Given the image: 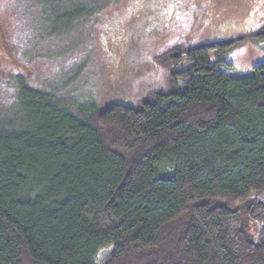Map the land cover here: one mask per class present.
I'll use <instances>...</instances> for the list:
<instances>
[{"label": "trees", "instance_id": "1", "mask_svg": "<svg viewBox=\"0 0 264 264\" xmlns=\"http://www.w3.org/2000/svg\"><path fill=\"white\" fill-rule=\"evenodd\" d=\"M231 42L172 45L169 89L137 104L17 74L0 108V264H97L105 248L100 264H264V60L229 74L209 55Z\"/></svg>", "mask_w": 264, "mask_h": 264}, {"label": "rangeland", "instance_id": "2", "mask_svg": "<svg viewBox=\"0 0 264 264\" xmlns=\"http://www.w3.org/2000/svg\"><path fill=\"white\" fill-rule=\"evenodd\" d=\"M75 1L0 0V108L13 102L17 74L100 106L137 104L169 89L160 55L174 44L232 41L209 57L231 63L224 69L234 76L264 60V0H119L77 18Z\"/></svg>", "mask_w": 264, "mask_h": 264}]
</instances>
